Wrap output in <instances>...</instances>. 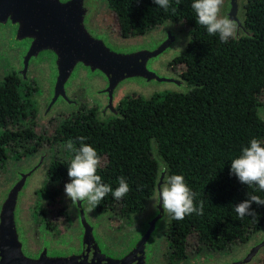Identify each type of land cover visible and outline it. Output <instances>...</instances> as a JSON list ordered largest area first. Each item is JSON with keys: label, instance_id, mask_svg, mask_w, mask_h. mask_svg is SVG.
I'll list each match as a JSON object with an SVG mask.
<instances>
[{"label": "trees", "instance_id": "1", "mask_svg": "<svg viewBox=\"0 0 264 264\" xmlns=\"http://www.w3.org/2000/svg\"><path fill=\"white\" fill-rule=\"evenodd\" d=\"M193 0H169L158 7L154 0H107L108 15L117 34L137 38L166 23L180 25L188 33L184 53L175 60L187 93L162 89L149 95L127 96L118 106V117L98 119L95 110L84 111L71 123L59 126L57 140L78 137L104 157L97 174L113 190L123 176L130 191L120 200L106 195L101 202L117 206L123 214L140 212L155 194L161 171L179 174L203 201V215L196 213L176 221L170 218L168 240L172 261H185L192 253L226 252L253 241L264 232V205H251L255 217H239L234 206L264 191L241 184L230 174L233 158L256 138L264 144V0H248L245 26L252 37L221 42L196 23ZM175 9V11H173ZM16 79L0 81V165L3 140H24L35 124L34 102L24 95ZM13 131H15L13 134ZM28 133V135H27ZM156 145L157 157L152 152ZM59 177H57L58 179ZM255 264H264V254Z\"/></svg>", "mask_w": 264, "mask_h": 264}, {"label": "flooded vegetation", "instance_id": "2", "mask_svg": "<svg viewBox=\"0 0 264 264\" xmlns=\"http://www.w3.org/2000/svg\"><path fill=\"white\" fill-rule=\"evenodd\" d=\"M103 3L105 14L98 20L102 33L110 36L116 44H127L129 41L141 44L171 42L169 53L153 64V69L182 81L175 60L186 49L188 33L180 25L166 23L142 37L123 38L117 34L112 21L106 22L107 0H103ZM8 38L7 32H0L2 52L12 65L4 78L16 79L23 94L34 102L35 124L30 129L31 136L24 140L22 137H12V130H5L8 138L3 140L5 153L0 165V170H3L0 175V210L4 196L13 186L24 177L28 180L21 197L15 229L19 250L14 260L9 255L3 264H241L244 261L249 250L261 241L264 232L247 250L225 253L215 262H190L188 258L176 262L170 258V217L163 212L162 204L154 195L140 212L123 214L116 205L108 207L102 202L92 210H89L91 206L86 201L72 206L64 192V185L70 182L67 167L73 153L64 146L63 140H57L59 126L71 123L77 115L90 110H95L101 121L118 117L117 108L127 96L133 95L129 93L151 94L162 89L177 88L173 85L143 88L130 84L109 98L108 94L103 93L105 81L100 78L89 80L81 72L66 90L69 102L61 100L50 105L48 64L30 65L24 74L20 73L19 52L8 50ZM82 86L87 89L82 90ZM81 91L90 98L89 104L81 99ZM2 132L0 127V134ZM152 152L157 157L154 148ZM24 248L27 254L23 252ZM263 254L260 250L249 264H255ZM1 261L0 256V264Z\"/></svg>", "mask_w": 264, "mask_h": 264}, {"label": "water", "instance_id": "3", "mask_svg": "<svg viewBox=\"0 0 264 264\" xmlns=\"http://www.w3.org/2000/svg\"><path fill=\"white\" fill-rule=\"evenodd\" d=\"M248 0H224L221 15L236 20L239 29L235 35L252 37L245 26V8ZM104 7L103 0H0V32H7L9 51L19 52L20 73L30 65L48 64L49 100L54 105L66 100V90L81 72L89 80L100 78L106 82L103 93L109 98L126 85L160 88L173 85L187 93L182 81L160 74L153 64L169 53L171 42L149 44L127 42L116 44L99 30L98 20ZM69 102V101H68ZM264 117V106L258 107ZM152 146L156 152L154 142ZM156 189L167 176L162 161ZM28 178H22L4 196L0 210V256L14 260L18 253L15 234L18 210ZM9 221V222H8ZM264 249V234L253 246L241 264H249ZM25 248L23 250L25 252Z\"/></svg>", "mask_w": 264, "mask_h": 264}, {"label": "clouds", "instance_id": "4", "mask_svg": "<svg viewBox=\"0 0 264 264\" xmlns=\"http://www.w3.org/2000/svg\"><path fill=\"white\" fill-rule=\"evenodd\" d=\"M154 3L165 10L170 7L169 0H154ZM223 3L224 0H193L191 8L196 15V23L203 26L209 36L216 35L221 42H227L235 37L239 24L229 16L221 15ZM175 50L182 51L180 48ZM85 139L83 136L77 138L79 147L72 140L65 142L64 146L73 156L67 167L70 182L64 185V192L72 206L86 201L91 206L89 210H92L109 193L114 199L120 200L130 188L123 176L117 178L118 186L115 190L103 182L102 177L97 174L101 164L100 156L95 148L84 143ZM230 174H234L241 184L255 185L260 191H264V144L256 138L251 139L248 146L241 148L238 157L231 160ZM195 195L179 174L166 176L154 194L155 199L162 204L163 212L176 221L193 213L203 215V201L197 206L194 203ZM253 203L264 205V199L248 194V199L235 205L234 210L241 218L255 217L256 213L250 210Z\"/></svg>", "mask_w": 264, "mask_h": 264}, {"label": "rangeland", "instance_id": "5", "mask_svg": "<svg viewBox=\"0 0 264 264\" xmlns=\"http://www.w3.org/2000/svg\"><path fill=\"white\" fill-rule=\"evenodd\" d=\"M105 10V9H104ZM104 10H102L101 12V16H103L105 13L103 12ZM104 13V14H103ZM100 16V20H101V17ZM106 22L107 23H110L112 21L111 17L107 14L106 15ZM113 22V21H112ZM12 69V65H11V62L9 60L8 57L5 56V54L2 52V49H1V46H0V81L4 79V75L6 73H8L10 70ZM82 90L84 89H87V87L85 86H82L81 87ZM82 92V91H81ZM138 92V91H136ZM129 93V92H128ZM81 94V99H84L83 101H87L88 104L90 103V98H88L85 94L86 92H82L80 93ZM129 94H136V93H129ZM141 94H145V95H149L150 92H143ZM3 173V170H0V175ZM260 235L256 236L257 238L259 237ZM256 238H254L255 240ZM253 240V241H254ZM253 241H250L248 242L247 244L245 245H242V246H237L236 248L232 249V250H228L226 252H218V253H214V252H210V251H204L203 253H192L188 256V259H190L189 261H195V262H215L217 261L218 259H220L223 254L227 253V254H235V253H238L239 251H242V250H247L251 244H253Z\"/></svg>", "mask_w": 264, "mask_h": 264}, {"label": "bare ground", "instance_id": "6", "mask_svg": "<svg viewBox=\"0 0 264 264\" xmlns=\"http://www.w3.org/2000/svg\"><path fill=\"white\" fill-rule=\"evenodd\" d=\"M161 161V160H160ZM161 172V171H160ZM160 175V174H159ZM264 252V249L262 250Z\"/></svg>", "mask_w": 264, "mask_h": 264}]
</instances>
